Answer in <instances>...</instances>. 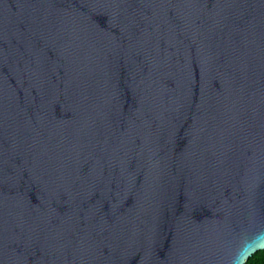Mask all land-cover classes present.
Returning <instances> with one entry per match:
<instances>
[{
	"label": "water",
	"instance_id": "water-1",
	"mask_svg": "<svg viewBox=\"0 0 264 264\" xmlns=\"http://www.w3.org/2000/svg\"><path fill=\"white\" fill-rule=\"evenodd\" d=\"M256 236L264 0H0V264H232Z\"/></svg>",
	"mask_w": 264,
	"mask_h": 264
},
{
	"label": "clouds",
	"instance_id": "clouds-1",
	"mask_svg": "<svg viewBox=\"0 0 264 264\" xmlns=\"http://www.w3.org/2000/svg\"><path fill=\"white\" fill-rule=\"evenodd\" d=\"M251 243L260 245L261 249L264 250V244L261 243V239H260L259 236L253 237L251 239ZM253 251H255V248H253ZM248 255H251V253H249ZM248 255L244 254L243 245H241L236 250V252H235V254L233 256L232 264H247Z\"/></svg>",
	"mask_w": 264,
	"mask_h": 264
},
{
	"label": "trees",
	"instance_id": "trees-1",
	"mask_svg": "<svg viewBox=\"0 0 264 264\" xmlns=\"http://www.w3.org/2000/svg\"><path fill=\"white\" fill-rule=\"evenodd\" d=\"M247 264H264V250H259L248 258Z\"/></svg>",
	"mask_w": 264,
	"mask_h": 264
}]
</instances>
